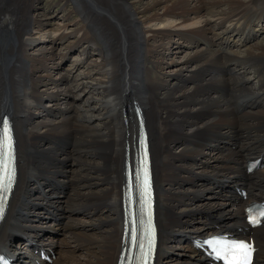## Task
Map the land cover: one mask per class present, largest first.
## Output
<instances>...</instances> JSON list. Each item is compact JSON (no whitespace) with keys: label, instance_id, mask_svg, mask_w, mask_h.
Segmentation results:
<instances>
[{"label":"bare ground","instance_id":"bare-ground-1","mask_svg":"<svg viewBox=\"0 0 264 264\" xmlns=\"http://www.w3.org/2000/svg\"><path fill=\"white\" fill-rule=\"evenodd\" d=\"M39 1L0 0V127L11 116L19 168L0 224V250L17 264H116L126 146L133 145L138 130L133 104L126 107L123 102L131 92L152 136L159 230L154 264H207L192 239L238 228L242 234L252 233L256 264H264V223L250 229L244 221L248 202L264 199V43L249 45L264 30V0H59L54 7L67 9L61 19L80 25L72 34L46 31L45 47L34 37L44 25ZM84 1H92V8ZM225 19L234 23L223 28ZM172 35L191 47L183 65L195 63V72L183 77L181 68L174 75L178 82L168 85L165 78L172 76L164 70L163 50L166 42L174 43ZM95 36L104 44L102 52L95 48ZM79 47L81 54L74 59L78 67L97 51V59L87 65L89 72L75 75V67L49 83L43 73L59 67L49 62L55 56L64 60ZM145 65L150 69L143 70ZM252 69L258 85L247 78ZM91 74L100 81H84ZM77 84L89 88V94L97 92L95 106L76 94ZM58 85H64L63 93ZM40 87L55 91L46 97ZM53 95L62 99L65 113L33 118L31 111L43 107V101L54 109L49 102ZM219 145L226 146L213 154ZM204 149L212 151L209 157ZM259 156L263 167L249 174L246 162ZM32 163L36 171L30 169ZM71 182L78 187L66 188ZM54 184L66 190L64 196ZM239 188L247 190L246 199ZM194 192L215 201L205 205L193 198ZM194 209L204 211L203 220L194 215L195 226L185 230L189 235L174 238ZM81 210H92L96 217L80 227L74 219ZM44 216L56 219L52 228L39 226ZM89 227L97 230V239L87 232ZM178 247L185 259L172 255ZM79 249L84 254L75 253ZM40 250L51 260L41 259Z\"/></svg>","mask_w":264,"mask_h":264},{"label":"rangeland","instance_id":"rangeland-1","mask_svg":"<svg viewBox=\"0 0 264 264\" xmlns=\"http://www.w3.org/2000/svg\"><path fill=\"white\" fill-rule=\"evenodd\" d=\"M16 1V3H17V1L18 0H15ZM126 1V0H125ZM236 1H238V0H236ZM240 2L241 1H243V2H249L250 0H239ZM46 2V3H45ZM59 2V0H41V1H39L38 2V8H40L39 10H37V12H39V17L43 20V22H44V25H43V27L41 28V29H39V33H37V34H35L34 35V37L36 38V39H38L39 40V42L37 43V44H39L40 46H46V45H48V42L47 41H45L46 40V36H48V33L49 32H46V31H54V30H60L61 32L63 31V33H65V34H72L71 33V30H73L75 27H77V26H79L80 25V23H78V24H75V26L73 25V24H70L69 22H67V24L61 19V17L62 16H64L65 15V11L67 10H65V11H62V9H60L59 7H54V5L55 4H57ZM85 2V5L86 6H88L89 8H92L91 6H90V4H92V1H84ZM245 3V4H246ZM49 4V5H48ZM74 3H72L71 2V4H69L68 6H71V5H73ZM68 8V7H67ZM250 8H253V6H250ZM56 14V16H54ZM78 18V17H77ZM75 18H73L72 17V20H74ZM80 19V18H79ZM46 22V23H45ZM64 23H65V29L64 30H62L61 28H62V25H64ZM264 23V22H263ZM64 28V27H63ZM177 29V28H176ZM50 34H53V33H50ZM73 40L75 39L74 37H71ZM172 39L173 40H175L174 41V43L172 44V43H170V44H168V42H166L165 43V45L167 46V50H166V48L163 50V54H164V58H166L165 60H166V64L164 65V70H165V72L167 73V74H170L172 77H170V78H165V79H167L168 81V85H173L174 83H177L178 82V80L179 79H176V78H178L179 76H175L174 77V75H176V74H179V70L182 68V70L180 71V73L182 72L183 74H182V76L183 77H185V75L186 76H188V75H190V74H193L194 72H195V68H194V66H195V63H189L188 65H186V66H184L183 65V62H184V60L186 59V57H187V55L192 51V49H191V47H189V44H187L186 42V44H184L181 40H178V38H176V36L175 35H172ZM193 39H195V38H193ZM192 39V40H193ZM49 40H51V38H49ZM68 40V39H67ZM67 40L63 43V45L65 46L66 44H67ZM72 40H70L69 39V41L68 42H71ZM95 41H96V45H95V48L97 49V46H98V48L99 49H101V52H102V47L104 46V44L102 43V42H100V41H97V36H95ZM256 41V42H255ZM261 41H263V42H261ZM257 42H261V43H264V32H259V35H257L255 38H253L251 41H250V43H249V45L251 46L252 44H254V43H257ZM172 44V45H171ZM200 46H203L202 45V43H198ZM62 45V46H63ZM198 45V46H199ZM248 46V45H247ZM204 47V46H203ZM60 48H62V47H60ZM60 48H58L57 47V49H60ZM121 48H122V46H121ZM168 48H169V50H168ZM247 47H242V48H240V49H242V51H244L245 49H246ZM233 49H236V48H233ZM80 51H81V47H79L77 50L75 49L74 51H72L71 52V54L70 55H68V57L66 58V59H64V60H59V59H57L58 57H54V59L52 60V61H50L49 63H50V65H52V64H55V65H57V64H59V67H54V68H48L46 71V73H43V76L44 75H48L47 76V78L49 77V79H48V82L49 83H53V82H58V80H59V76L60 75H65L67 72H69V71H71V70H73L75 67H77V71H75V75H78V74H81V73H87V72H89V69L87 68V65H88V63H90V61H93V59H97V51H96V53H94V52H92L89 56L87 55L85 58V61H83L82 62V64L81 65H79V67H78V65H75V61H74V59L77 57H79V55L81 54L80 53ZM155 55H157V54H155ZM165 55H167V56H165ZM84 57V56H83ZM160 56H158L157 57V59L159 58ZM92 59V60H91ZM123 66L125 65V62H122L121 63ZM149 65H151V63L149 64ZM147 69H150V67L148 66V65H145L144 66V68H143V70H147ZM240 71H243V73H244V70H240ZM249 73V70L246 72V74H247V78H249L250 79V82H254L255 81V79H253L254 78V76L256 75V73H255V75H254V72H251L250 74H248ZM74 75V74H73ZM122 75L120 74V77H121ZM257 76V75H256ZM165 77V76H164ZM46 78V77H45ZM100 77H98L97 78V80H96V75H94V74H91V77L89 78V79H84V81L85 80H87L88 82H90V83H95V81H100ZM86 81V82H87ZM68 82L69 83H72V79L70 78L69 80H68ZM258 82H259V77H258ZM255 83V82H254ZM74 84H76V83H74ZM78 86L76 87V89H77V92H76V94H79L80 95V97H81V99L83 98V99H89L90 101H91V104L92 105H96V101L94 100L95 98H96V95H97V92H93V91H91V93L89 94V88L87 89L85 86H81V85H79V84H77ZM258 85V84H257ZM186 86V88L187 89H189L190 87H191V84L190 83H188V84H186L185 85ZM59 89H60V92H62L63 93V91L65 90V88H64V85H58L57 86ZM75 87V86H74ZM132 91H134L133 89H131ZM38 91H40V92H45L44 94H45V96L46 97H48L46 94H53L52 92H54L55 91V89L53 90V89H49V88H38ZM66 92V91H65ZM135 92V91H134ZM50 98V100H49V102H50V104L51 103H53L54 102V104L53 105H55L54 106V109H50L49 107H48V105H46L47 104V101H43V107H40V108H37V109H35V110H32L31 111V114H32V117L33 118H35L36 120H37V118H39V119H42V118H49L51 115H53V114H55L56 112H60V114H62V112H63V114L65 113V110H66V108L64 107V104H62L63 102H61L62 101V99H56L55 98V96L53 95V96H51V97H49ZM61 98H65V97H63V96H61ZM93 98V99H92ZM123 102L125 103L124 105H126V107H127V105L129 104V103H132V99H133V94L131 93V92H128L126 95H124V97H123ZM129 101V102H128ZM141 102V101H140ZM52 105V106H53ZM123 105V104H122ZM45 107V108H44ZM47 107V108H46ZM121 108V111H123L122 110V106L120 107ZM97 109H99V105H97ZM59 110V111H58ZM100 110H103V109H100ZM49 113V114H48ZM122 114H123V112H122ZM130 114V113H129ZM13 118V117H12ZM148 129H149V127H148ZM150 131V129L148 130V132ZM149 135H150V138H151V145H152V136H151V132H149ZM64 145L66 144L65 142L63 143ZM226 145H228V144H226ZM226 145H224V146H226ZM224 146H221V145H219V146H217V147H215V148H213L214 150H213V152L210 150V149H208L210 152H212L213 154H216V152H220L222 149H223V147ZM151 151L153 152V146H151ZM234 148V147H233ZM31 149V148H30ZM30 149H29V151H30ZM176 151L178 150L177 148H174ZM173 149V150H174ZM203 151H206L205 149L203 150ZM209 151H206V153L205 154H203L205 157H209V155H210V152ZM151 152V153H152ZM47 156H50L49 154H46ZM153 155V154H152ZM46 160L47 159H44V162L39 166V168H41V167H43L44 166V163L46 162ZM31 161H32V158H31ZM154 161H155V159H154ZM153 161V157H152V162H154ZM42 162V160H40V163ZM36 164H33L32 163V166L30 167V169H32V170H34V171H36L37 170V166H35ZM51 165V164H50ZM62 167H63V165H62ZM38 168V169H39ZM75 168L76 169H78V168H80V166H75ZM29 169V170H30ZM154 172H155V167H154ZM122 175V174H121ZM76 182V181H75ZM75 182L74 183H72L71 182V184L70 185H67L66 186V188L69 186V187H78L76 184H75ZM102 186V183L101 182H99L98 181V184H97V188H100ZM57 187V188H56ZM54 188H55V191L56 192H61V194L64 196V194L66 193V190L64 189V188H61V186L60 185H56V184H54ZM176 188V187H175ZM64 190H65V193H64ZM195 193V192H194ZM193 193V195H195V196H193V198H195V199H197L196 201H199V202H202L203 201V204H205V205H207V204H212V202H214L215 200H213V199H210L209 197H208V195H206V194H201V193H195L194 194ZM40 194H42V193H40ZM70 194V193H69ZM198 195V196H197ZM206 195V196H205ZM197 196V197H196ZM79 208V207H78ZM82 212L78 215V217H77V219H74V220H76L77 221V223H79L80 224V227H81V225L83 224V222H85V221H89L88 219L90 218V219H95V217L96 216H94V213L92 212V210H89V211H91V213H88L89 211H84V210H81ZM193 211H195L196 213H192V214H190V217H191V220L185 225V228H184V230L183 231H181V232H179L177 235H176V237H174V238H176V239H180V240H184V238H181L180 236V234H188L189 235V233L187 232V231H185V230H187V229H190L191 227H193V226H195V224H193V222H192V219H193V217H194V215H197V218H198V220H203V215H204V211L202 212L201 210H198V209H194ZM192 211H190L189 213H191ZM82 213H87L88 214V216L87 215H85V216H83L82 215ZM97 213V226H98V224H99V218H100V216H98V213H99V211H97L96 212ZM104 213V212H103ZM213 213L215 214V212L213 211ZM44 218L45 219H43L42 220V218L39 220V221H37L38 222V224H39V226L41 225V228H43V229H47V228H49V227H51V226H54V221L56 220V219H54L53 217H46V216H44ZM36 222V223H37ZM52 222V223H51ZM95 222V221H94ZM63 223V222H62ZM49 226V227H48ZM52 228V227H51ZM82 230V229H81ZM82 232L83 233H85V231H83L82 230ZM87 232H90L91 234H92V237H94V238H96L97 239V235H98V232H97V230H95V228L93 229V228H91V227H89V228H87ZM87 232H86V234H87ZM187 232V233H186ZM47 233V232H46ZM50 234H54V231L52 232H50ZM88 235V234H87ZM180 235V236H179ZM52 237H55L56 236V234L55 235H51ZM59 237V236H58ZM173 238V237H172ZM56 239V238H55ZM20 240H22L21 238L18 240V243H22V242H20ZM81 249V248H80ZM76 250L75 251V253L77 252L78 254H84V252H85V250L82 252L81 250ZM172 255L174 256V258H178V259H185L186 258V256L185 255H183L182 254V251H181V249H180V247H178L177 249H175L174 251H173V253H172ZM180 262H184L185 263V261L184 260H181Z\"/></svg>","mask_w":264,"mask_h":264}]
</instances>
